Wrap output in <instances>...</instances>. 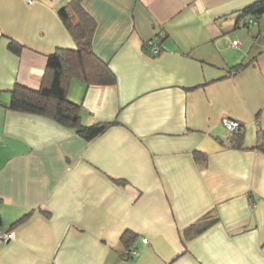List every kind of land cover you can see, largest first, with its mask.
Instances as JSON below:
<instances>
[{
    "label": "crops",
    "instance_id": "0c3cea01",
    "mask_svg": "<svg viewBox=\"0 0 264 264\" xmlns=\"http://www.w3.org/2000/svg\"><path fill=\"white\" fill-rule=\"evenodd\" d=\"M70 1L0 0V264H264V152L227 145L221 123L241 122L245 146L264 130V13L244 11L257 0H81L116 77L66 83L83 123L113 122L90 140L5 106L75 46ZM207 211L217 222L183 244Z\"/></svg>",
    "mask_w": 264,
    "mask_h": 264
},
{
    "label": "trees",
    "instance_id": "16d2710c",
    "mask_svg": "<svg viewBox=\"0 0 264 264\" xmlns=\"http://www.w3.org/2000/svg\"><path fill=\"white\" fill-rule=\"evenodd\" d=\"M259 17L264 13V0H257L244 9ZM59 17L69 30L74 42V47H58L47 55L46 66L42 83L37 89L30 88L15 82L10 89V98L5 105L15 111L35 113L54 119L58 123L73 129L78 135L90 140L100 134L105 128L111 125L110 121H98L85 124L81 120V105L67 97V81L72 77L79 78L86 86L90 84L108 85L116 81L114 72L99 58L92 49V35L95 28V20L83 8L81 0H71L67 6L59 9ZM151 41H145L143 46L150 51ZM10 48L18 52L19 44L10 43ZM243 124L240 122L235 131H230L227 145L236 148H255L264 152V130L257 129L256 141L251 146L243 143ZM196 160H205V155L196 151ZM26 216V215H25ZM25 216L13 222L16 224L22 221ZM218 218L207 211L201 217L189 224L180 234L184 244L186 241L205 231ZM1 224V219H0ZM134 233L126 230L120 236V243L125 251L121 256H131L130 243Z\"/></svg>",
    "mask_w": 264,
    "mask_h": 264
},
{
    "label": "built area",
    "instance_id": "2783aa9c",
    "mask_svg": "<svg viewBox=\"0 0 264 264\" xmlns=\"http://www.w3.org/2000/svg\"><path fill=\"white\" fill-rule=\"evenodd\" d=\"M32 1L33 0H26V2H28V3H31ZM232 43L235 44L236 41H233ZM150 48L152 49V51H155V52L159 51V48L157 46L152 45ZM221 123L223 124V126L228 131H235L238 128L239 124H240L239 121L231 119V118H229L227 116H223L221 118ZM7 238H8V234L6 232L4 233V232L0 231V239L1 240H6ZM134 253H135V251H133V254Z\"/></svg>",
    "mask_w": 264,
    "mask_h": 264
},
{
    "label": "rangeland",
    "instance_id": "374dc122",
    "mask_svg": "<svg viewBox=\"0 0 264 264\" xmlns=\"http://www.w3.org/2000/svg\"><path fill=\"white\" fill-rule=\"evenodd\" d=\"M135 256V255H134Z\"/></svg>",
    "mask_w": 264,
    "mask_h": 264
}]
</instances>
